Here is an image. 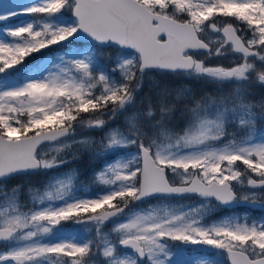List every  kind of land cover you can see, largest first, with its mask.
Masks as SVG:
<instances>
[{
  "label": "snow or ice",
  "instance_id": "6c2138e0",
  "mask_svg": "<svg viewBox=\"0 0 264 264\" xmlns=\"http://www.w3.org/2000/svg\"><path fill=\"white\" fill-rule=\"evenodd\" d=\"M21 15L30 19L0 28V264H186L169 241L264 264V219L205 222L217 205L264 207V93H251L264 89V0H0V22ZM55 46L64 51L46 54ZM113 48L109 70L98 57ZM149 73L211 87L154 85L123 130L105 131ZM84 152L100 160L95 192L59 172ZM53 170L29 202L5 183ZM185 197L201 202L170 203Z\"/></svg>",
  "mask_w": 264,
  "mask_h": 264
},
{
  "label": "rangeland",
  "instance_id": "374dc122",
  "mask_svg": "<svg viewBox=\"0 0 264 264\" xmlns=\"http://www.w3.org/2000/svg\"><path fill=\"white\" fill-rule=\"evenodd\" d=\"M22 2L29 3V2H32V0H22ZM26 19H30V17H26V16H23V15H21L19 17H12L8 21L0 22V28H3L5 26H14L19 21L26 20ZM55 54H56V52L53 53V54H50V55H55ZM233 59H234V57H231V56L228 57V58H213V59L209 60V63H211V64H223L225 66H229L231 64V62L233 61ZM40 60L43 61V58H40ZM113 60H114L113 65L115 66L116 61L118 60V55L117 54L113 56ZM36 62H37L36 60H33L31 63H29V65L34 64ZM117 74L119 76L118 72H117ZM156 79H159V80L156 81ZM192 82H195V81L192 80V79H188V78H186L184 76L172 75V76H169V77L165 78V77H157L156 73H149L148 76L145 77V79L143 80V86H145L149 91L154 92V94H155L154 85H167L170 88H178V87L191 88ZM184 83H188V84L185 85ZM140 91L141 90H139L138 92H140ZM261 98H262V96L257 98L255 101L258 102ZM139 101H142L141 98H139ZM131 108H130L128 114L125 115L121 119V124H114L113 121H109L108 123H110V125H108V127L105 129V131H108L110 129H115V128H119V129L123 130L124 127L127 124L128 117L131 116L133 113H135L137 110H141V109H139L137 107H135V108L131 107ZM95 131L101 132L99 129H82V130L78 129V138H80V136L86 135V136L93 137L96 140H99L100 138H98L95 135ZM103 134H104L103 132L100 133L101 136ZM129 151L134 152L135 149L134 148H132V149H124L123 153L127 154ZM59 172L63 173V172H69V171L59 170ZM55 174H57V172H56V170H53V174L52 175H55ZM23 176H27V175H23ZM84 188H86V187H83V189ZM28 189H29V186H26L25 189L21 190V194H20L21 201L22 200H24V202H29L30 201V195H29ZM87 189L89 191H91L89 188H87ZM77 194L78 195H80V194H85L86 195L87 193L78 192ZM200 202L201 201H199V200L185 199V200H173L170 203H172V204H183L185 206H189V205H197ZM157 203H158V201H156V200H152L150 202L151 205H156ZM144 207H148V205H146ZM217 213H218V207L216 206L205 217V222L211 224V223L217 222V221H219L221 219L227 218V217L216 216ZM231 216H234V215H231ZM72 224H73L72 226L75 227L74 225H76V224H74V223H72ZM78 227L80 228V230L83 231V226H78ZM110 228H111V225H110ZM169 243L172 246V249H173L174 252L177 249L180 250L181 254H180V256L178 258L183 260V261H185L186 264H198L199 260L210 261L208 258H205L204 256H199V255L196 256V254L191 252V250L190 251L185 250L183 247H181L179 242L169 241Z\"/></svg>",
  "mask_w": 264,
  "mask_h": 264
},
{
  "label": "trees",
  "instance_id": "16d2710c",
  "mask_svg": "<svg viewBox=\"0 0 264 264\" xmlns=\"http://www.w3.org/2000/svg\"><path fill=\"white\" fill-rule=\"evenodd\" d=\"M65 15H67V13ZM57 51H59V52L62 51L63 52L64 49L59 48L58 46H55L54 47V51L52 53H48L47 50H45L46 54H48V55L53 54V53H55ZM114 55H116V49L115 48H113V49H105L99 54L98 59H99V61L102 63V65L106 69L110 70V69H112L114 67V65H113V63H114L113 56ZM38 58L40 59V58H43V57H38ZM32 61H33V59L29 58L28 61H27V64L29 65V63H31ZM17 67L19 68L20 66H17ZM156 76L157 77H165V78H167V77L172 76V75H165L163 73H156ZM117 77H119L118 74H117ZM158 80L159 79H156V81H158ZM194 81L195 82H192L191 89H192L193 93H195L196 95L202 94L204 91L209 90L210 87H211V86L205 84L202 81H198V80H194ZM184 84L187 85L188 83H184ZM230 87H231L230 85L225 86L224 90L225 91L230 90ZM251 93H252V98L254 100H256L258 97L262 96V93H264V89H262L259 86H257V87H255V88H253L251 90ZM150 96L154 98V96H155L154 92L149 91L145 86H143L141 91L137 93V101H136L135 107H137L139 109H142L144 103L147 100V98L150 97ZM139 98H141L142 101H139ZM135 107H133V108H135ZM130 108L128 109V111L124 115L118 116L116 118V120L113 121L114 124H121V119L125 115L128 114ZM85 117L87 118V114H85ZM174 123L177 124V125H182V121L179 118V114L178 113H177V118L174 121ZM100 133L101 132H99V131H95V135L98 138L101 137ZM76 160H77V162L73 161L71 164H75V163H77V164L71 165V166H68V167L72 171H75L78 174L79 178L80 177L82 178L81 173H85V172H83L84 170H87L89 168H91V170H97L98 169L97 165L100 164L98 159L93 158L92 155L88 154V153H83V154L78 155L76 157ZM83 165H85V167H83ZM88 172H86L85 174H88ZM42 174L43 173L30 174V175H27V176H15L12 179L6 181L5 183H6V185H7V187L9 189L11 187L15 186V185H21L22 189H25L26 186H32L34 188H40L41 189V188H43V185H44V181L41 178L43 176ZM22 202H24V200H22ZM2 249L6 250L4 248V246H2ZM225 261L226 260L224 259V264H226Z\"/></svg>",
  "mask_w": 264,
  "mask_h": 264
},
{
  "label": "flooded vegetation",
  "instance_id": "af4514ba",
  "mask_svg": "<svg viewBox=\"0 0 264 264\" xmlns=\"http://www.w3.org/2000/svg\"><path fill=\"white\" fill-rule=\"evenodd\" d=\"M87 177H88L87 175L82 176L84 180L87 179ZM190 199H195V198L191 197ZM219 215L221 217H229L231 215L241 218L248 217L250 218V220H257V221L264 219V212L255 211L247 207H238L231 210L218 207V213L216 214V216Z\"/></svg>",
  "mask_w": 264,
  "mask_h": 264
},
{
  "label": "water",
  "instance_id": "95a60500",
  "mask_svg": "<svg viewBox=\"0 0 264 264\" xmlns=\"http://www.w3.org/2000/svg\"><path fill=\"white\" fill-rule=\"evenodd\" d=\"M200 199V198H199ZM236 206H247V207H251L253 209H260V210H263L264 211V207H260V206H253V205H250V204H246V203H240V204H237V205H233V206H223V207H226V208H233V207H236ZM183 246L185 247H188V248H191V247H195L196 249H198L199 251H203V252H211L213 250H217V249H213L211 248L210 246H206V245H192V244H182Z\"/></svg>",
  "mask_w": 264,
  "mask_h": 264
},
{
  "label": "bare ground",
  "instance_id": "6f19581e",
  "mask_svg": "<svg viewBox=\"0 0 264 264\" xmlns=\"http://www.w3.org/2000/svg\"><path fill=\"white\" fill-rule=\"evenodd\" d=\"M259 98V97H258Z\"/></svg>",
  "mask_w": 264,
  "mask_h": 264
}]
</instances>
